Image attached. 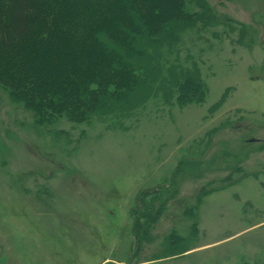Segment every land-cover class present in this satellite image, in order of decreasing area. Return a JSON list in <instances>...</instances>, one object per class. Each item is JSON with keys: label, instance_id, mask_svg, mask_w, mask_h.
<instances>
[{"label": "rangeland", "instance_id": "obj_1", "mask_svg": "<svg viewBox=\"0 0 264 264\" xmlns=\"http://www.w3.org/2000/svg\"><path fill=\"white\" fill-rule=\"evenodd\" d=\"M187 8L125 103L38 120L0 84V264H264V0Z\"/></svg>", "mask_w": 264, "mask_h": 264}, {"label": "trees", "instance_id": "obj_2", "mask_svg": "<svg viewBox=\"0 0 264 264\" xmlns=\"http://www.w3.org/2000/svg\"><path fill=\"white\" fill-rule=\"evenodd\" d=\"M191 17L187 0H0V84L38 120L125 103L140 83L139 40L168 38ZM178 93L200 103L204 89L187 77Z\"/></svg>", "mask_w": 264, "mask_h": 264}]
</instances>
